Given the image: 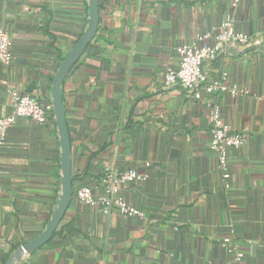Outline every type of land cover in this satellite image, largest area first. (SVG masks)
<instances>
[{
	"label": "crops",
	"instance_id": "obj_1",
	"mask_svg": "<svg viewBox=\"0 0 264 264\" xmlns=\"http://www.w3.org/2000/svg\"><path fill=\"white\" fill-rule=\"evenodd\" d=\"M98 3L94 53L81 56L62 87L72 174L77 186L88 183L95 192L107 163L145 174L122 191L140 214L123 216L116 207L103 213L73 198L58 234L15 264H226L227 236L243 264H264V0ZM86 15L85 0H0V28L11 35L14 57L10 66L0 62V117L11 111L13 89L50 105L59 57ZM228 15L259 43L227 45L203 66L208 76L226 72L246 90L214 97L222 119L247 135L229 151L226 189L209 147L207 106L166 86L165 73L177 66L181 43ZM204 42L213 44L214 36ZM91 150L100 152L89 162ZM58 151L51 119L38 125L19 118L8 127L0 145V264L46 223L58 189Z\"/></svg>",
	"mask_w": 264,
	"mask_h": 264
},
{
	"label": "built area",
	"instance_id": "obj_2",
	"mask_svg": "<svg viewBox=\"0 0 264 264\" xmlns=\"http://www.w3.org/2000/svg\"><path fill=\"white\" fill-rule=\"evenodd\" d=\"M214 36L215 42L208 44L204 39ZM250 42L259 43L248 34L236 30L235 20L228 15L211 32L196 36L191 41H185L177 47L179 60L176 67H169L165 73V84L168 87H179L184 96L195 101H203L208 108L207 118L210 123L209 147L216 155V167L221 174L224 188L230 187L229 151L240 147L247 140V135L233 131L221 116L220 106L214 100L218 93H228L237 96L246 93L244 87L231 83L226 72L216 77L208 76L203 66L219 55L227 45H244ZM12 38L8 31L0 28V62L10 66L13 61ZM12 108L9 113L0 117V145L5 142L8 127L17 119L24 118L31 122L44 125L49 122L51 106L42 99L29 93L13 89L10 91ZM145 174L134 168L118 171L109 163L105 164L104 174L99 179L100 191L95 192L91 185L77 188L74 199L86 205L109 213L116 207L120 215L132 216L140 211L128 203L122 193L123 187L129 182L142 181ZM221 244L226 248L230 259L226 264H243V252L238 249L231 237H224Z\"/></svg>",
	"mask_w": 264,
	"mask_h": 264
},
{
	"label": "water",
	"instance_id": "obj_3",
	"mask_svg": "<svg viewBox=\"0 0 264 264\" xmlns=\"http://www.w3.org/2000/svg\"><path fill=\"white\" fill-rule=\"evenodd\" d=\"M87 15L85 26L65 56L58 63L50 82L49 102L59 147V172L56 199L43 228L31 239L19 245L4 264H15L24 256L49 242L68 211L73 200L72 151L62 87L67 75L92 43L99 27L98 0H85Z\"/></svg>",
	"mask_w": 264,
	"mask_h": 264
},
{
	"label": "trees",
	"instance_id": "obj_4",
	"mask_svg": "<svg viewBox=\"0 0 264 264\" xmlns=\"http://www.w3.org/2000/svg\"><path fill=\"white\" fill-rule=\"evenodd\" d=\"M98 7H99V9H100V4L98 3ZM86 53H94V48L93 47H88L87 49H86V51H85ZM63 57L60 55V57H59V61L62 59ZM50 119L53 121V119H52V117H50ZM104 148V144H102V145H100L99 147H98V149L99 150H102ZM100 151H97V150H91L90 152H89V155H88V159H89V162L94 158V157H97V155H98V153H99ZM103 167V166H102ZM102 170V169H101ZM103 174H104V171H101L100 172V174L97 176V177H95V178H101L102 176H103ZM78 174L76 175V174H74L73 175V194L75 193V191L77 190V188H79V186H77L76 185V183L75 182H77V180H78ZM98 179V180H99ZM86 185H89L88 183L86 184ZM58 234V232L56 231L55 233H54V235L53 236H55V235H57ZM51 241V240H50ZM6 260L7 259H4V261H3V264L6 262Z\"/></svg>",
	"mask_w": 264,
	"mask_h": 264
}]
</instances>
